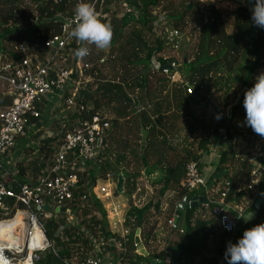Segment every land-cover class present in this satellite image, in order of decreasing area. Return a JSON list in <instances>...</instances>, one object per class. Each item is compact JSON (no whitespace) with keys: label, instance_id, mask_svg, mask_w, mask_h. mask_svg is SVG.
<instances>
[{"label":"trees","instance_id":"1","mask_svg":"<svg viewBox=\"0 0 264 264\" xmlns=\"http://www.w3.org/2000/svg\"><path fill=\"white\" fill-rule=\"evenodd\" d=\"M30 1L37 3V8L26 7L25 0H0V35L13 51L12 57L3 59L4 62L19 58L16 47L21 43L43 45L61 35L63 24L57 20L58 16L69 18L74 13L75 0H64L60 5L54 4L53 0ZM92 1L88 0L90 3ZM115 7V12H111ZM120 7L123 13L121 17L117 10ZM96 11L101 20L112 26L108 54L99 53L95 45L81 44L75 38L70 46L75 51L81 46H87L90 50L83 61L92 65L90 76L93 81L80 93L83 97L81 103L86 107L82 117L91 120L100 109L111 112L113 117L109 121L110 129L105 134L106 146L103 150L105 154L118 156L121 162L129 163L127 161L130 160L131 165L138 169L135 173H128L129 166H124L125 183L132 190L141 170L149 178L157 174L153 183L157 189L158 203L155 205L151 202L143 209L131 208L127 213L125 229L128 233L125 240H120L124 249L120 264H151L153 259L165 261L170 256L173 257V264H209L202 254L206 238L201 229L211 221L202 223L197 220L194 224L197 209L187 212L189 244H180L172 255L166 250L160 253L148 250L147 257L136 254L135 233L139 229L141 236L151 237L153 231L145 229L149 219L159 209L160 198L169 190L178 192L180 196L186 195L181 182L187 164L197 161L201 152L208 151L214 133L224 129L231 139L236 133L233 127L236 118L241 116V120L245 119L244 94L255 84L257 73L264 70V29L252 23L251 10L242 6L231 14L233 31L228 32L222 13L199 0H103ZM195 11L196 20L191 22ZM161 16L170 20L172 27L182 33L186 32L189 24L200 28L193 54L184 56L181 69L195 91L193 96L187 94L183 84L172 81L167 74L155 68L154 62L172 63V60L164 61L160 57L164 42L154 33ZM12 26L20 31L11 32ZM237 88L241 90L239 104L233 105L230 116L225 118L220 106L231 105L229 99L232 94L236 96ZM213 95L217 96L215 102L218 105L215 107L224 118L218 119L216 116L217 124L213 131L203 128L197 118H191L188 134L181 137L179 124L176 123L182 119V112L201 103L209 107ZM11 100L10 96L0 95V108L10 105ZM43 110L44 106L41 107ZM75 118L78 119V115ZM197 129L206 130V137L189 143L184 154H181L179 145L175 143L182 138L189 140ZM146 132V147L141 152V142ZM42 145V151L51 156L53 150L50 141ZM253 168L248 158H241L237 154L235 146L229 145L222 151L218 171L225 172L221 182L223 186L230 185L227 202L240 203L242 199L252 198L245 186ZM261 219L264 220V208L256 223L259 224ZM1 220L3 217L0 215ZM45 223L47 236L54 243L57 254L47 252L39 264H65L74 253L86 257V252L92 249L84 234V237L77 235L66 221L49 219ZM95 225L98 224L93 222L89 228L94 231ZM79 244L85 248L83 252H80ZM222 245L223 242L218 252L220 258L223 255Z\"/></svg>","mask_w":264,"mask_h":264},{"label":"built area","instance_id":"2","mask_svg":"<svg viewBox=\"0 0 264 264\" xmlns=\"http://www.w3.org/2000/svg\"><path fill=\"white\" fill-rule=\"evenodd\" d=\"M63 1L53 0L54 4L58 5ZM79 2L80 0H75V7ZM102 3L103 0H94L92 4L96 9L97 5ZM31 5L36 7L34 3ZM161 17L154 31L158 32L164 46L171 47L172 51L180 56L181 41L187 31L182 33L168 27L164 24L166 18ZM57 20L62 21V33L43 43V48L50 51L46 59L40 60L26 46L19 45L16 49L19 58L2 62L4 57L10 58L12 55L0 49V90L6 91L12 99L9 106L0 108V215L3 217L0 221V264H39L47 252L57 254L36 208L43 206L44 199L52 200L59 208L77 206L88 201V195L80 198L76 196L81 183L79 173L84 167H89L97 161L100 146L110 129L109 121L98 115L93 116L91 120L82 117L86 107L81 103L83 97L80 93L93 81L90 76L92 65L85 62L81 65H70L67 51L72 49L70 46L74 38L70 37L69 33L78 22L74 13L69 18L58 16ZM161 58L164 61L172 60V63L162 64L173 68V71H163L168 78L183 84L184 80L177 68L178 58ZM83 59L84 57L79 58ZM184 86L188 95L195 94L189 83ZM51 96L56 98L61 110L65 113V110L73 111L74 115H78V119H75L72 129L67 132L60 145L54 148L55 154L46 174L35 184L20 183L12 176L18 171L15 158L18 140L29 139L31 128L42 118L41 107L45 106ZM241 138L240 133H235L229 139L224 129L212 135L208 151L201 152L197 161H192L186 166V173L181 182V188L186 195L196 198L206 191L221 166L222 151L229 145L236 147ZM255 149L258 150L257 154L249 159L254 168L245 186L246 192L252 197L246 201L248 208L254 206L262 195L260 189L264 178V164L261 158L264 159V138L258 140ZM108 180L116 182L118 177L111 174ZM229 187L230 185L226 184L224 192L216 191L215 195L219 199L212 204L211 214L223 232L235 235L238 223L236 217L241 219L247 207L226 201ZM100 190L103 194L107 193L106 187ZM225 224L231 225V230H227ZM168 225L172 231L186 234L174 219L169 220ZM217 258L219 262L222 260ZM65 264L101 262L96 257L87 254L82 257L77 254L73 259L65 261Z\"/></svg>","mask_w":264,"mask_h":264},{"label":"crops","instance_id":"3","mask_svg":"<svg viewBox=\"0 0 264 264\" xmlns=\"http://www.w3.org/2000/svg\"><path fill=\"white\" fill-rule=\"evenodd\" d=\"M199 1H202L203 3L206 4L207 3L214 4L215 7H217V5L220 4L221 5L220 7L224 9V11L226 12L225 13L226 17L231 16L233 12H235L238 8L243 6L238 2H232L228 0H225L223 3L217 2L218 4H215L214 2L217 0H199ZM31 3L32 2L30 0H25L26 7L32 6ZM35 5L36 7L33 6V8H37L38 4L35 3ZM230 24H231L230 28L232 32L233 31L232 23L230 22ZM10 31L19 32L20 29L19 28L16 29L12 26L10 28ZM29 36L30 38H32L31 34H29ZM0 39H1L0 48L5 50L11 56L13 54V51L7 47V44L3 41L2 35H0ZM21 45L26 46L29 49V51L34 56L38 57L40 60L46 59L50 54V51L44 49L42 44H32L30 46L21 43ZM106 49H109V47ZM97 52L104 54V52H101L99 49H97ZM6 58L8 57H4L3 59ZM2 62L4 61L2 60ZM70 63H71L70 65H75L73 64L72 60ZM0 95L10 96L6 91H1V90H0ZM213 104L216 105L215 102ZM6 107L7 106L2 108H6ZM191 109H194L193 106L189 107L184 112H182V116H183L182 119H180V121L176 123V125L180 124L181 126L180 133L183 132L184 136L188 134L187 129L189 128V123H190L189 117L191 116L190 113ZM65 111L66 113L64 112V110H61L60 105L57 103L56 98L52 96L48 98V101L44 106L42 118L37 122H35V125L31 128L29 139L18 140L16 155H15L16 156L15 158L17 159L16 169L18 171L16 174L14 173L12 174L14 180H17L18 182L23 184L25 183L32 185L35 184L38 181V179H40L46 174L47 170L51 165L53 155L55 154L54 148L56 149V146L60 145V142L62 141V139L65 138L67 132L70 129H72L73 124L76 121L75 120L76 114L74 115L73 111L71 112L67 110ZM97 115L100 116L101 118L106 119L107 121H110L113 117L111 112L105 109L98 110ZM63 125H65L66 127L63 128L62 127ZM50 127L54 128L55 131H53L52 133L51 131L49 132ZM60 132L62 133V135H60ZM196 133H197L196 131L193 132L192 136H194ZM145 134L147 141L148 132L143 134V138ZM240 134L242 138L240 143L236 146L237 154L240 155L241 158L250 159L253 156H255L258 152L256 149H254V147L252 148V146L256 144V141L258 142L260 136L255 134L253 131L249 132L248 134L246 133H240ZM192 136L189 138V143L196 142V140H194L195 138L192 139ZM243 139H245V141L246 140L248 141V142L246 141V143H250V148L248 150L246 148H244L243 150L239 148ZM185 140L183 141L184 142L183 146L180 147L181 151L179 150L181 154H183V151L185 149L184 146L188 145L186 144L188 140L187 139ZM47 141H50V145L52 144L53 153L51 156L47 155L45 150L42 151L41 149V143H43L44 145ZM181 141L182 140L177 141L175 145L177 144L180 145ZM105 146L106 144L104 145L102 144V146H100L99 158L97 159V161L92 163L89 167H84L82 172L79 173L81 183H80V189L78 190L76 196L77 198H80L81 196L87 197L88 195L87 202H85L84 204H79L77 206H66L59 208L52 200L44 199L43 207L44 206L49 207V213L50 214L52 213L53 217L45 218V213L43 211H38V208H36V212L43 219L42 221L45 225V229H46L45 222L49 219H55L56 221H60V222L66 221L69 227L74 228V231L76 232L77 235L83 236L84 234V236L89 240L88 241L89 246H91L92 248L90 251L86 253L87 254H90V252L95 253L96 254L95 257L101 262V264H120L121 263L120 255L124 250L122 248V243L120 242V240H125L128 233L127 229H125V223L127 221V213L131 208L143 209L151 202H153V204L155 205L158 203L157 189L155 188L153 183V179L157 177V174H154L152 177L149 178L146 175L145 171L141 170L139 177L135 180V184H134L135 189L132 190L125 183V177L123 176V174L124 172H126V168H124V166L126 164L129 166L127 170L128 173L129 172L135 173V171H137L138 169L135 167V165L134 166L131 165L130 160L127 161L129 163H125V162H121L119 157L116 155L110 156L108 154H105V151L103 150ZM251 148L253 152H251ZM141 152H143L142 142H141ZM45 155H47L48 158ZM215 173L216 175L217 173H219L218 169ZM111 174L116 175L118 177V181L119 178H123L124 180L123 185L120 189H118V181L111 182L108 180V176ZM223 179L224 176L219 180H215V176H214L212 188L210 190L205 191L206 198L208 199L210 204H214L219 199V197L215 195L216 191H222V192L225 191L226 186H223V183H221ZM102 187H106L107 193L105 194L101 193L100 189ZM260 194H262L261 197L264 196V178H263L262 187L260 189ZM185 196L186 195L180 196L176 191H171V190L167 191L163 195V197L160 198L159 209L156 215L149 219V224L145 229V231L148 232H150V230L153 231L151 237H147V235L141 236V231L138 229L140 231L141 244L143 245L148 255H149L148 250L152 253L154 252L160 253L164 250L166 251L170 250L171 252L169 253L172 255L174 254L175 248L180 244H189L190 240L187 235L189 232V227L187 223V212L191 209L188 207L184 212H181V215L179 217L176 216V213L178 211L177 205L185 198ZM192 199L193 197L190 196V200ZM246 201H247L246 199H242L240 203H237L236 201H232V203H237L244 207H247L245 209L247 211L243 216L247 215L248 213H253L256 211L255 204L253 206L254 210L251 211V208H248V206H246L247 204ZM262 208H264V205H261V207L257 210V216L255 220L249 222L248 224H245L244 228L247 227L248 230L251 228L249 226L252 225L255 226L257 224L256 221L257 218L259 217V213ZM62 209H64L65 211L62 212L61 211ZM193 209H197V212L194 215L195 218L193 220L194 224L197 220L202 221V223L211 221L206 227H202L201 229L202 234L206 238V243L202 254H204V257L209 261V264L211 263L219 264V260L217 256L220 250L221 243L223 242V245L221 247L223 248V255L221 257L222 259H224L225 258L224 247L226 242L238 240L240 237H242L243 232L245 230L241 229L237 231L235 235L226 236V234L224 235L222 233V230L218 225L217 220L212 216L211 207L202 205ZM56 210H59V212H56ZM171 219H174L177 222L180 229L185 231L186 233L185 235H181L178 232L172 231L170 229L168 225V221ZM93 222L98 224L94 226V231L89 228L92 226ZM153 223H155V225L152 226ZM261 223H264L263 219L260 220L259 224ZM136 233H135V237H136ZM80 246L82 247L83 245L79 244V247ZM83 249L85 250V248L82 247L80 251L83 252ZM77 254H81V253H77V252L74 253L71 259H73ZM136 254H137V247H136ZM157 261H161V260H157ZM162 262H164L165 264H173V257L170 256L169 258H167L165 261ZM196 264H205V263L197 262Z\"/></svg>","mask_w":264,"mask_h":264},{"label":"clouds","instance_id":"4","mask_svg":"<svg viewBox=\"0 0 264 264\" xmlns=\"http://www.w3.org/2000/svg\"><path fill=\"white\" fill-rule=\"evenodd\" d=\"M74 15L78 22L70 31V37L81 44L95 45L101 50L110 46L112 26L101 20L93 4L88 0H80ZM251 21L255 26L264 29V0H252ZM89 51L87 46H81L76 49L75 55L77 58H83ZM243 107L245 126L264 138V73L259 74L255 84L245 92ZM251 215L252 213H248L242 218L248 221ZM225 227L231 230V225L225 224ZM225 259L227 264H264V223L245 230L235 243L229 242Z\"/></svg>","mask_w":264,"mask_h":264},{"label":"rangeland","instance_id":"5","mask_svg":"<svg viewBox=\"0 0 264 264\" xmlns=\"http://www.w3.org/2000/svg\"><path fill=\"white\" fill-rule=\"evenodd\" d=\"M200 2H202V1H200ZM215 2V4H218L217 3V1H214ZM208 5H212V6H214L215 7V5L214 4H209V3H207ZM221 5L219 4V5H217V7H215L217 10H219L221 13H222V15H223V18H224V20H225V22H226V24H227V29H228V32H231V24H230V22L232 21V18H231V16H228V17H226V15H225V11H224V9H222L221 7H220ZM219 8V9H218ZM111 9V8H110ZM115 10H116V7L115 8H112V10H111V12H115ZM118 11H120V10H122L121 9V7L119 8V9H117ZM120 17L123 15V13L120 11ZM196 15H197V12L195 11L193 14H192V16H191V22H195V20H196ZM225 15V16H224ZM229 15V14H228ZM107 18H109V16H107ZM169 25H168V24ZM164 24H166L168 27H172V24H171V21L170 20H168V19H166L165 20V22H164ZM187 31V33H185L184 34V36H183V38H182V41H181V43H182V46H181V50H180V56L176 53V52H174V51H172V48L171 47H166V46H164L163 47V50H162V53L160 54V57H167V58H170V57H176V58H178V60H177V68H178V70H179V74L182 76V79L184 80V82H183V85L185 84V83H188L187 81H186V78H187V76H186V74H184L183 72H181V69H182V64H183V62H184V56L185 55H192L193 54V51H194V46H195V44L197 43V40H198V36H199V31H200V28H199V26L198 25H194V24H189V29H187L186 30ZM154 33L157 35V37H158V32L156 31H154ZM160 39H162V38H160ZM101 52H104V54L106 55V54H108V52H109V49H103V50H101V49H99ZM67 56H68V58L70 59V60H72V62H73V64H75V59H76V55H75V50L74 49H70L69 50V52H68V54H67ZM72 58H74V59H72ZM74 60V61H73ZM84 61L83 60H79V58H77L76 59V64L77 63H79V65H81L82 63H83ZM261 73H264V70H262L261 72H259V73H257L258 75L259 74H261ZM233 96L229 99V102H230V106L229 107H223V106H220L222 109H223V113H224V117L226 118V116L229 114V110L231 109V107L233 106V105H236V103L235 102H237V100H238V98L241 96V90H240V88H237L236 89V96H234V94H232ZM230 96V95H229ZM217 98V96H215V95H213V96H211V99L213 100V102H212V100H211V103H214L215 102V99ZM235 98H237V100L235 99ZM215 106H217L218 105V103H216L215 102ZM193 108L194 109H191V111H190V113H191V116L189 117V119H191V118H197L198 119V121L200 122V124L201 125H203L202 127L203 128H206V130H208V131H213L214 129H215V127H216V124H217V121H216V116H217V114L214 112V110H213V108L211 107V105L209 106V107H206L205 106V104L204 103H201V104H199V105H194L193 106ZM193 110V111H192ZM245 120V119H244ZM244 120H241V116H238L237 118H236V120H235V122H234V125H233V127H234V129H235V132L236 133H246V134H248L249 132H252V129L250 128V127H247V126H245V124H244ZM53 126V125H52ZM179 128H180V131H181V126H180V124H179ZM189 129V128H188ZM187 129V130H188ZM206 130L204 131V130H199V132H198V129L196 130V134L194 135V136H192V139H194V140H196V141H199V140H202V139H204L205 137H206V134H207V132H206ZM51 131V133L53 132V131H55V129L54 128H52V127H50L49 128V132ZM44 132H46V131H44ZM60 135H62V133L60 132ZM180 135H181V137L182 136H184L183 135V132H181L180 133ZM261 137H259V139H260ZM258 139V140H259ZM185 139H182V141L180 142V145H179V150L181 151V149H180V147L181 146H183V144H184V141ZM186 141V140H185ZM247 141V140H246ZM246 141H245V139H243V141H242V143H241V145L239 146V148H241V150H243L244 148H246L247 150L250 148V143H246ZM248 142V141H247ZM37 143V142H36ZM256 143H257V141H256ZM186 144H189V140H188V142L186 143ZM187 145H185L184 147H186ZM254 147V149H255V145L254 146H252V148ZM252 148H251V152H253L252 151ZM258 151V150H257ZM183 154H184V151H183ZM262 160H264L263 158H261ZM141 186V185H140ZM79 248H82L81 246L79 247ZM81 252V251H80ZM87 254V253H86ZM87 255H89V256H92V257H95L96 256V254L95 253H91L90 252V254H87Z\"/></svg>","mask_w":264,"mask_h":264},{"label":"water","instance_id":"6","mask_svg":"<svg viewBox=\"0 0 264 264\" xmlns=\"http://www.w3.org/2000/svg\"><path fill=\"white\" fill-rule=\"evenodd\" d=\"M224 1L225 0H217V2H219V3H223ZM228 1L238 2V3L242 4L244 7L250 9V10L252 8V0H244V1L243 0H228ZM154 65H155V68L158 71H160V72H163V71H166V70L173 71V68L170 65H162L159 62H154ZM240 97L238 98V100L236 102V105L239 104ZM210 105L213 108L214 112L217 114V116H219L221 119H223L224 118L223 115L219 112V110L215 107V105L213 103H211V102H210ZM228 115H230V110H229V114ZM102 144L103 145L106 144V139L103 140ZM145 147H146V134H145V136L143 138V141H142V150H144ZM261 162L264 164V160L261 159ZM224 175H225L224 172L217 174L215 176V180L221 179ZM123 181H124L123 178H119L118 189H120L122 187ZM212 186H213V181L209 182L206 190H210L212 188ZM202 205L208 206V207L212 206V204H210L208 199L206 198V193L205 192H201L198 197L193 198L192 200H190V196L189 195H186L185 198L177 205L178 211L176 213V216L179 217L181 215V212H184L188 207L190 209H193V208H196V207L202 206ZM261 205H264V197L263 196L257 199V201L255 203L256 211L252 213L251 218L248 221H245L243 218L240 219L238 216L236 217V219L238 220L237 228H236L237 231H239L241 229L247 230V227L244 228L245 224H248L249 222H252V221L255 220V218L257 216V210L261 207ZM38 211H43L45 213V218L53 217V214L49 213V207H47V206L39 207ZM61 211L64 212L65 210L62 209ZM56 212H59V210H56ZM249 227L252 228L254 226L252 225V226H249ZM236 241L237 240H235V241H227L226 242L225 247H224V254H225L226 247H227L228 243L229 242L235 243ZM135 243H136V247H137V254L146 257L148 254L145 251L143 245L141 244L140 231L139 230L136 233ZM167 251L171 252L170 250H167ZM150 263L151 264H165L164 262L157 261V260H151ZM219 264H227L226 259L225 258L222 259L219 262Z\"/></svg>","mask_w":264,"mask_h":264}]
</instances>
